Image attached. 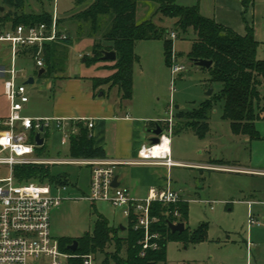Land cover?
Instances as JSON below:
<instances>
[{"label": "rangeland", "instance_id": "rangeland-1", "mask_svg": "<svg viewBox=\"0 0 264 264\" xmlns=\"http://www.w3.org/2000/svg\"><path fill=\"white\" fill-rule=\"evenodd\" d=\"M29 1V11L33 13L41 12L43 7L51 16L56 13L59 28L71 32L73 44L65 51L67 60L63 72L51 76L40 77V69L33 60L21 55L20 60L28 61L18 62V68L24 70L19 73L20 83L25 84L28 79L34 78V84L26 85L30 102L24 109L28 115L50 114L56 102L61 110L67 111L86 112L90 105L100 101L130 112L135 109L134 114L156 119L154 124L160 121L161 127L168 129L166 133H170L172 138L175 160L206 165L204 168L176 167L171 170L169 178L174 189L181 190L186 196L192 194L186 232L191 237L197 234L207 235V238L200 243L181 238L169 240L166 261L157 264H264V205H255L251 209L247 202L251 198L255 203L264 202V120L255 122L256 138L236 133L231 122L224 119L223 104L218 102L209 114L204 138L187 127L190 116L200 105L212 101L213 96L221 90L219 83L211 82L209 69L195 66L188 56L194 34L187 36L177 33L176 20L159 12L157 0L139 1L137 23L152 22L164 34L161 39L136 43L135 53L139 62L134 66L133 100L126 101L119 97L117 88L111 89L106 85L94 89L95 80L106 79L112 74L114 62L87 64L93 57L94 49L101 51L110 48L104 35L111 29L112 17H100L99 27L92 31L91 25L81 21L78 15L95 0H83L81 4H76V0H57V4L56 0H40L43 4ZM175 4L184 8H198L202 17L229 27L239 35H246L247 26H251L260 42L257 59L264 61V0H255L246 12L241 0H175ZM173 33L177 38H172ZM167 41L173 43L170 56L175 54L185 68L173 84L171 66L167 63ZM7 51V46L0 43V57L8 54V59L2 65L10 69ZM3 84L4 79L0 77V97ZM211 90L213 94L209 96ZM91 93L95 94L94 98ZM170 110L174 115L172 125L166 122L170 118ZM180 112L184 113L181 118L178 116ZM50 131L44 146L37 150V157L70 161L69 144H62L64 133L58 131L54 123ZM51 173L56 179L67 182V191L60 194L64 200L51 215V235L62 248L74 241L79 242L87 234L92 235L101 217L116 229L128 227V218L120 210L110 204L82 199L90 191V167L53 165ZM7 176V170L0 168V178ZM251 210L261 223L259 227L250 225ZM177 222H181L180 219ZM125 231H118L116 236L126 237ZM117 249L113 242L107 245L104 253L92 254L96 264H115L112 254ZM121 255L126 256L125 248H122ZM32 262L48 264L49 260L41 257L31 259Z\"/></svg>", "mask_w": 264, "mask_h": 264}, {"label": "trees", "instance_id": "trees-1", "mask_svg": "<svg viewBox=\"0 0 264 264\" xmlns=\"http://www.w3.org/2000/svg\"><path fill=\"white\" fill-rule=\"evenodd\" d=\"M0 30L10 25L12 29L19 25H51L52 17L43 10L39 13L29 11V0H1ZM43 4L40 0H35ZM52 2V0H49ZM139 1L147 0H95L93 4L84 10L78 18L84 23L91 25L92 31L99 27L100 17H112L111 29L104 35L106 42L110 44L109 49L99 51L93 50L90 64L108 62L103 60L104 51H114L117 59L111 67L112 74L103 80L94 81V89L100 86L117 88L122 100L133 99L134 88V66L139 62L135 53L136 43L143 40H155L163 37V32L152 22L137 23L136 11ZM160 4V13L166 17L176 20V31L189 36L194 34V42L189 53L190 59H203L212 61L209 69L211 82L219 83L221 90L211 100L203 102L192 116L187 127L193 129L195 134L201 138L205 137L208 130L207 120L213 111L215 103L223 104L224 119L231 122L236 133L249 134L252 138L258 136L255 129L257 120H264V61L257 59V50L260 42L255 37L254 29L247 26L246 35H239L231 28L218 24L214 20L201 16L198 8H184L177 6L175 0H157ZM83 0H76V4ZM255 0H241L245 12L254 5ZM69 32V31H67ZM71 33V32H70ZM72 35V34H71ZM71 35L63 42L46 43L43 48L45 61L44 75H53L63 72V65L67 60L65 51L72 46ZM177 38V37H176ZM173 43L167 41L168 64L172 65ZM37 48L23 49L22 54L27 58L36 53ZM183 112L178 116L182 117ZM180 117V118H181ZM78 133L70 138V159H102L103 151L95 147V142L90 129L83 123H77ZM1 129V127H0ZM53 165H25L15 168V176L18 182L38 184L50 183L53 185H66L64 180L56 179L51 173ZM162 224L159 231L161 237L158 240L157 250H148L142 256L141 241L143 232L134 229L132 223L126 228V237H118L116 233L121 227H112L104 217L97 221L94 233L87 234L79 240V252L84 254L104 253L107 245L115 242L118 249L112 254L115 264H157L165 262L167 257V244L169 240L181 238V240L200 243L206 240L207 235L194 234L191 237L186 230L183 233H172L168 227V221L182 223L189 220V203L180 202L165 206L158 203L154 206ZM179 212L180 217L175 218L174 212ZM172 213V214H171ZM118 234V233H117ZM185 236V237H184ZM72 243V242H70ZM69 246V245H68ZM67 246V247H68ZM67 247H61L64 252H69ZM122 248L126 249V256L121 255Z\"/></svg>", "mask_w": 264, "mask_h": 264}, {"label": "built area", "instance_id": "built-area-1", "mask_svg": "<svg viewBox=\"0 0 264 264\" xmlns=\"http://www.w3.org/2000/svg\"><path fill=\"white\" fill-rule=\"evenodd\" d=\"M58 25L55 13L49 26L19 25L14 29L0 30V43H8L11 47V67L3 71L9 75L4 82V94L10 103V114L7 118H0V168L6 169L8 173L7 177L0 178V264H34L31 259L37 260L41 257L47 258L48 264H96V258L92 254L62 251L60 243L51 235V214L63 202L60 194L67 191V186L18 182L15 176L16 167L42 164H76L90 167V191L82 199L92 203L110 204L120 210L129 223L134 225L135 230L143 232L144 237L140 243L143 248L142 256H145L148 250L159 248L158 240L161 237L159 228L162 221L155 214L154 206L158 203L168 206L190 201L181 191L173 190L169 184L163 188L151 189L145 199L135 198L128 189L114 187L115 170L120 165H153L168 169L177 166L171 155L170 133L163 132L159 136L160 142L156 145L143 146L139 151L138 160L134 162L103 159L60 161L38 158L37 150L44 146L52 123L58 131L64 133L63 145L69 144L71 136L78 133L77 123H83L88 129L94 127L93 122L86 119L79 120L72 126L69 120L65 119L30 118L22 115L30 97L26 84H18L21 77L16 67L17 60L21 58L23 49L36 47V53L30 58L37 69H44V45L63 42L71 35L70 32L62 31ZM172 38H176L175 33ZM184 70L174 54L171 65L172 84ZM37 134L44 140L43 146L36 142ZM248 204L251 207L256 203ZM258 204L264 205V202ZM173 215L175 218L180 217L177 211ZM250 225H261L252 211Z\"/></svg>", "mask_w": 264, "mask_h": 264}, {"label": "crops", "instance_id": "crops-1", "mask_svg": "<svg viewBox=\"0 0 264 264\" xmlns=\"http://www.w3.org/2000/svg\"><path fill=\"white\" fill-rule=\"evenodd\" d=\"M10 28H11L10 25H7L5 27V29H10ZM2 44H5V46H7L10 57L9 59L11 61L10 45L8 43H2ZM7 59H8V54H6L4 57H0V77L4 79V82L9 78V75L3 72L9 69L5 68L2 65L3 62L6 61ZM25 60L26 59L17 60L16 67L18 73L24 72L23 69L18 68V62ZM20 81L21 78L18 79V84H22L20 83ZM91 96L95 97V94L91 93ZM60 108L61 106H59V104L57 105L56 102L54 103L50 114H39L38 116L33 117L31 115H28L24 109L22 115L30 118L65 119V120H69V123L72 126L82 119H86L87 121L93 122L94 127L90 129V132L92 133L95 142V147L103 151L104 158L102 159L107 161H123V162L137 161L140 149L143 146L148 145L150 139V136L146 134L147 130L154 128L156 126V123L155 124L153 123L156 119L152 120V118H149L147 116L141 114H134L135 109L131 110L133 112L132 113L129 110H124L122 107L118 108L117 106L108 104L106 101L95 102L93 105H90V108L86 112L78 111V110L67 111V110H61ZM170 111H171L170 118L166 122L170 123L171 121V125H172L174 122V115H172V110ZM9 114H10V103L4 94V84H3L2 95L0 97V118H7ZM159 122L160 121H158V123ZM167 130L168 129L163 128L164 133H166ZM48 133H51V131H49ZM171 145H172V138H171ZM170 149H171V155L173 161L178 164L177 166H174L171 169L161 166H153V165L117 166L115 170V177H117V181L120 185L119 187L128 189L131 195L135 198L145 199L148 197L149 191L151 189L163 188L168 184L173 190L178 191L177 189H174L172 187L173 183L172 180H170L169 178L172 169L181 166H192L195 168H204L206 166L205 163L191 164V163H184L179 160H175L173 158L174 153L171 146ZM184 197H186L189 201H191L190 198L192 197V194H188L187 196L184 195ZM247 202L249 203L254 201L251 198V201H247ZM255 205H262V204H258V203L253 204L250 208L253 209V206ZM251 211L253 213V210ZM120 227L122 231L126 230L125 227L123 226ZM247 244L249 245L248 242Z\"/></svg>", "mask_w": 264, "mask_h": 264}, {"label": "water", "instance_id": "water-1", "mask_svg": "<svg viewBox=\"0 0 264 264\" xmlns=\"http://www.w3.org/2000/svg\"><path fill=\"white\" fill-rule=\"evenodd\" d=\"M1 11H4V8L0 9ZM103 60L108 62H114L117 59V55L114 51H104L103 52ZM192 63H194L195 66L205 69H210L213 65L212 61L203 60V59H190ZM45 73V69H41L39 71V76H43ZM26 85L34 84V78H30L26 83ZM213 94V91H209L208 95L211 96ZM176 108H179L176 106ZM163 133V128L159 123H156V126L154 128L147 130V135L150 136L149 143L150 145H156L160 142L159 136ZM36 142L39 146H43L44 140L41 138L40 134H37L36 136ZM113 185L115 188L119 187V183L117 181V177H115ZM168 227L171 230L172 233H183L186 230L185 223L179 222V223H173L171 221H168ZM79 242L74 241L71 245L67 247V250L70 252H76L78 250Z\"/></svg>", "mask_w": 264, "mask_h": 264}]
</instances>
